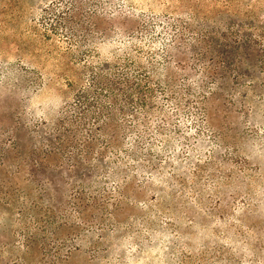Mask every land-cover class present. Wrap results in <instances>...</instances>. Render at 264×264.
<instances>
[{
    "label": "rangeland",
    "instance_id": "obj_1",
    "mask_svg": "<svg viewBox=\"0 0 264 264\" xmlns=\"http://www.w3.org/2000/svg\"><path fill=\"white\" fill-rule=\"evenodd\" d=\"M128 61L157 70L153 91L134 90L139 125L106 129L107 147L76 130L77 102L97 95L90 63ZM15 125L51 163L12 167ZM116 157L119 178L40 202L32 174L89 179ZM0 264H264V0H0Z\"/></svg>",
    "mask_w": 264,
    "mask_h": 264
},
{
    "label": "trees",
    "instance_id": "obj_2",
    "mask_svg": "<svg viewBox=\"0 0 264 264\" xmlns=\"http://www.w3.org/2000/svg\"><path fill=\"white\" fill-rule=\"evenodd\" d=\"M174 27H176V31L179 29V31H181L182 33H187L188 35H190L188 39H194L195 41H198L199 43H201V41L204 40V36H208L206 32L207 30H203L202 32H200L199 29L201 27H199L198 30L197 28H193L192 26L188 24L186 25L179 24V27H177V25H175ZM188 41L189 40L180 41L181 47H187ZM252 41L253 40L250 39L249 42H252ZM252 51L256 52L255 49H252ZM199 54L200 53H198L197 55ZM172 56L173 58L175 57L174 54ZM133 61L137 62V60H133ZM135 62H132V63L135 64ZM102 64L103 63H101L98 66L94 64L92 65V63L89 64V67L91 68L92 73H93L92 74L93 84L95 85L97 95L95 96L86 95V94L80 95V97L78 98V102H77V105L79 108L77 119L79 120L76 121L75 127H76V130H78L82 128V126L87 125L90 130L89 132L94 133L95 130H97L94 133L95 137L96 138L97 136L101 137L102 140L105 141V144L107 145V147H109L116 143L118 135L117 134L108 135V132L106 131V129L114 127L115 130L122 129L124 131L127 128V124H123L125 121L126 123H128L129 121L133 122L134 126L139 125L138 116H135L134 118L130 120L126 119V114H128V111L126 110V107H127L126 103L131 104V102H133V96H134L135 89L137 91V89L139 88L142 89V87L144 86L146 87L148 91L150 92L153 91V88L149 82H150V77L152 73L156 72L157 70H153V72H151L150 70L142 72L141 71L142 68H137V65H135L134 68L131 67L129 61L127 63L118 62L117 64H113V66H108L105 68L101 66ZM95 67L99 69L94 70ZM143 77L144 79H146L145 82H143ZM105 92L106 93L109 92V93L104 96L105 98H100L99 95L105 94ZM198 93H200V91H198ZM120 95L125 96V103L121 101ZM106 98H108L110 102H107ZM88 114H92L90 116H92L95 119L93 123L90 122V124L89 123L87 124L85 117ZM136 121H137V124H136ZM15 126H13L12 128L14 133L15 132L17 133L15 135L13 134L14 139H19L21 142L20 147L24 146L25 149L22 150L24 151L22 153L23 155L21 154L22 156H20V158H18L13 163V166L12 164L8 163L9 161L7 160L8 156L3 157L4 163L6 165L8 164L7 166H12L16 168L18 171L25 169L26 164L29 161H32V163H37L43 166H45L44 162L51 163L52 159L50 155V152H51L50 150L49 152L47 151L42 152V155L38 158H33V151L31 152L27 151V147H29V145H33L32 143H34L35 146H39L42 143H44V141H47V139L41 137L40 139L32 141V143H29L27 138H25V136L18 135V133L20 132H18V130H15L17 128V126L16 127ZM94 135L86 138V140H83V142L79 144L80 146L76 145L75 146L76 150H82L84 152L86 150L85 146L86 145L90 146V141L94 139ZM23 140L27 143H25ZM15 144H18V142H15ZM127 156H128L127 158H130L131 160H134V161L138 159L136 158V154H128ZM69 157L71 161L73 162L72 163L73 167L74 165L78 167L83 166L82 161H79L77 158H75L72 155H70ZM80 157L85 159L84 154H82V156ZM95 161H98V162H95ZM101 162L102 161L100 159H96V158L92 160L91 166L93 167V175L89 179H87L86 177L83 178L76 174L72 176L70 180H65L62 174L54 176L53 178L42 176V178L39 179L37 178L35 174H32L31 180L36 181V183L38 184V189H39L38 191L41 192L42 195H44V197H40V202L45 200L46 202L52 205H53V202H55L57 205L61 204V201L59 200L58 197L63 192H66V190H69L70 186L74 187L75 184L81 185L82 188H84L85 185L93 186L92 184L101 186L102 181L100 179L102 177H104V179H107V178L116 179L120 177L122 172H124V170L122 169L121 170L115 169L116 167L118 168L122 163V161L117 157L112 162L114 164L108 165L105 171H103L104 169L102 166L106 162L105 161L102 163ZM136 169H141V168H136ZM67 173L68 172L66 171V174ZM25 194L27 196L30 195L31 198L34 197V195L32 196V193L25 192ZM73 200L77 201V197L73 198ZM31 202L33 203V199ZM75 211H77V213L81 212L80 209H76ZM19 213H21L24 216V210H22ZM35 220H36V223H38L37 217L35 218ZM25 240H26L25 246L28 248L29 243L32 241L31 236L25 235Z\"/></svg>",
    "mask_w": 264,
    "mask_h": 264
}]
</instances>
